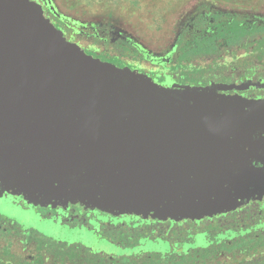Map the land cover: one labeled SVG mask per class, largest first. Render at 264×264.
<instances>
[{"label": "water", "instance_id": "water-1", "mask_svg": "<svg viewBox=\"0 0 264 264\" xmlns=\"http://www.w3.org/2000/svg\"><path fill=\"white\" fill-rule=\"evenodd\" d=\"M264 99L87 54L38 0H0V189L182 218L264 191Z\"/></svg>", "mask_w": 264, "mask_h": 264}, {"label": "flooded vegetation", "instance_id": "flooded-vegetation-1", "mask_svg": "<svg viewBox=\"0 0 264 264\" xmlns=\"http://www.w3.org/2000/svg\"><path fill=\"white\" fill-rule=\"evenodd\" d=\"M38 1L92 57L160 84L264 99V0H148L160 14L148 31L118 8L81 19ZM257 166L264 174V161ZM0 264H264V191L211 214L151 218L35 204L0 189Z\"/></svg>", "mask_w": 264, "mask_h": 264}, {"label": "rangeland", "instance_id": "rangeland-1", "mask_svg": "<svg viewBox=\"0 0 264 264\" xmlns=\"http://www.w3.org/2000/svg\"><path fill=\"white\" fill-rule=\"evenodd\" d=\"M60 10L69 14H75L81 19L89 16V13L100 12L109 8H118V12H123L125 17L133 18L141 29L150 30L153 24L159 22L160 14L149 9L148 0H55ZM154 14V15H153ZM64 235H62L63 237ZM85 245L92 248V251L108 252L103 244L88 239H82Z\"/></svg>", "mask_w": 264, "mask_h": 264}]
</instances>
